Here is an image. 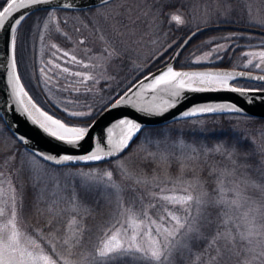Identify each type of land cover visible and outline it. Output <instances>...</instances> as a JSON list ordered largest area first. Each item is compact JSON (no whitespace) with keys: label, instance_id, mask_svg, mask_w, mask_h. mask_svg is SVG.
Returning <instances> with one entry per match:
<instances>
[{"label":"rangeland","instance_id":"374dc122","mask_svg":"<svg viewBox=\"0 0 264 264\" xmlns=\"http://www.w3.org/2000/svg\"><path fill=\"white\" fill-rule=\"evenodd\" d=\"M5 1L0 0V9ZM135 1L142 5L149 0ZM166 1L157 0L156 11L164 9ZM183 1L185 5L173 6L172 14L185 19V29L214 21L264 28V0H200L198 5ZM164 13L169 18V11ZM145 14L147 11L142 10L140 17ZM114 16L109 29L116 31L119 15ZM137 17L140 18L129 20ZM34 23L28 24L34 29ZM173 27L180 28L175 24ZM152 29L147 28L146 32ZM33 33L22 43L28 67L32 64ZM202 39L193 56L202 57L218 47V53L227 58L232 53L241 56L238 64L231 67L254 68L255 65L245 64L246 59L264 55V35L259 33L223 29L205 33ZM125 58L131 60L127 53ZM150 67L118 65L112 69L109 65L108 85L102 97L92 101L93 111L87 117ZM68 124L85 126L80 122ZM188 130L197 136L185 135ZM150 141L164 142L163 149H156V153L171 156L172 164L182 166L173 179L168 176L169 167L162 173L155 162L142 159L132 164L127 152L113 159L108 167L51 166L19 147L0 120V264H77L87 260L103 263L125 251H136L137 258L144 253L157 259L179 240L176 234L183 226L185 209L198 200L202 215L209 203L216 206L219 199L232 210L234 229L226 233L231 236L228 243L232 264H264V120L242 115L201 117L187 125L178 123L147 131L139 137L138 144L146 142L152 146ZM187 169L195 176L186 178L183 173ZM137 170L143 174L136 176ZM199 171L206 173L202 181ZM140 182L146 188L137 193L148 195L151 205L134 208L122 194L110 196L113 189L119 192L125 186H130L135 194ZM97 204L101 208H96ZM88 213H98V218L87 223ZM192 225L186 227L198 231ZM92 229L97 234L86 236ZM203 258H198L200 263L211 264Z\"/></svg>","mask_w":264,"mask_h":264},{"label":"water","instance_id":"95a60500","mask_svg":"<svg viewBox=\"0 0 264 264\" xmlns=\"http://www.w3.org/2000/svg\"><path fill=\"white\" fill-rule=\"evenodd\" d=\"M110 0H7L0 9V117L21 147L53 166L87 165L122 155L147 126L207 115L239 114L264 118V73L230 66L176 67L175 58L189 39L207 29H235L264 35V28L215 23L193 30L172 59L130 83L102 108L81 133L64 135L40 121L44 111L23 87L15 62L14 33L23 20L45 8L85 9ZM58 119V118H57ZM73 127V126H72ZM74 128V127H73Z\"/></svg>","mask_w":264,"mask_h":264},{"label":"flooded vegetation","instance_id":"af4514ba","mask_svg":"<svg viewBox=\"0 0 264 264\" xmlns=\"http://www.w3.org/2000/svg\"><path fill=\"white\" fill-rule=\"evenodd\" d=\"M181 1L167 0L164 9L160 7L157 11V0L142 2V5L135 0H110L80 10L54 8L34 13L33 20H25L15 33V65L24 88L44 111L55 116H89L93 111L92 101L100 99L108 85L109 65L112 69L118 65H163L172 59L181 42L193 30L216 23L183 28L185 19L172 14L173 6L185 5ZM188 4L198 5L200 0H191ZM142 10L147 14L140 17ZM166 11H169V18L164 16ZM116 13L119 15L118 29L114 31L109 25L114 23L112 16L116 17ZM134 16L140 18L129 20ZM31 22L32 25L35 22L34 29L28 24ZM174 24L180 28H174ZM150 27L153 29L147 33ZM130 30L134 32L132 35ZM205 31L189 39L174 65H213L223 61L225 55L218 53V47L202 57L193 56L201 47ZM32 33V64L28 67L22 43ZM126 53L131 60L127 61ZM241 59L232 53L227 63L238 64ZM245 64L255 65L248 69L264 73L263 54L247 58ZM243 83L264 87L257 82Z\"/></svg>","mask_w":264,"mask_h":264},{"label":"trees","instance_id":"16d2710c","mask_svg":"<svg viewBox=\"0 0 264 264\" xmlns=\"http://www.w3.org/2000/svg\"><path fill=\"white\" fill-rule=\"evenodd\" d=\"M41 11L42 10L35 11L34 13L36 12L38 13ZM34 13H32L31 15H33ZM28 18H26V20ZM217 30H223V29H215V30H210L207 32L205 31V33L214 32ZM227 62H228V58L225 57L223 58L222 62L214 64L213 66L232 65ZM157 66L159 65H151V67L148 68L147 70L153 69ZM175 66L181 67V66H202V65L189 64V65H175ZM143 73H141V75ZM94 115L90 117H69V118H63V120L67 121L68 123H72V122L79 123L80 122L82 124H88L92 120ZM228 115H211V116H205L204 118L225 117ZM253 118L257 120H264L263 118H257V117H253ZM197 119H201V117L173 121V122H170L164 125H159V126L145 127L141 131L137 139L130 146V148L126 151L131 156V159H130L131 163L136 164V163H139L140 160L145 159L150 164L152 162L157 163L155 165L157 170L161 169L162 171V169H165V167H169L168 176L171 179H173L176 176V170L177 169L179 170L182 166L177 167L175 164H172L171 156H164V155H160L156 153V149H163L164 142H161L162 139L160 138L161 141H158L156 143L153 141H150L151 144L153 143L152 146H150V144L146 142H142L141 143L142 145H140L138 144L139 143L138 139L143 133L147 131L154 130V129L160 130V129H163L164 127L176 125L178 123L182 125H187V124H190L193 120H197ZM209 123L211 124L212 122H209ZM185 135L197 136V135H194L191 130L186 131ZM17 144L19 145V147H21L18 142ZM143 145H144V148H141ZM126 152L119 158L126 155L127 154ZM143 155H146V156H143ZM111 162L112 161H108V162H103V163H98V164H93V165H85V166H101L102 168V167L110 166L109 164ZM163 164L165 165L162 166ZM137 168L139 169L140 167L137 166ZM135 173H136L135 174L136 176H141L139 174H143V171L137 170L135 171ZM197 173L200 174L199 179L201 181L204 177H206V173L203 171L202 172L199 171ZM118 174L119 173L115 172V176L117 179L120 178ZM183 174H186V178H192L193 176H195L194 173H192L188 169ZM142 183L143 182H140L138 184V188L136 187L137 191L135 192V194L132 192L130 186H125V187H121L119 192L116 190V188L113 189L110 196L115 198V196L118 193H119V197L122 194V196L124 197V200L127 203H130V205L134 208L141 209V207H143L144 205H148V204L151 205V199L148 197V195L137 193L139 191H143L146 188V186L142 185ZM99 192H100V188H99ZM99 192H96V193H99ZM197 202L198 200H195L194 203H192L189 206L188 210L185 209L183 211V214L185 216L184 223L179 233L176 234V237H179V240L176 242H173L172 243L173 246L169 248L167 252L163 251L164 255L158 256L157 259H154L148 255H145L144 253L140 254L141 258H137L136 251H127V252L125 251V254L118 255L116 256L117 258H111L103 263H100L95 260H87V261L80 262V263L78 262V263L79 264H203V262L200 263V259L198 258L204 257L203 259L208 258V261H211V264H232V258L229 252V249L231 246H230V243H228V241L231 239V236L229 237L230 233L226 234L234 229L232 228L233 221L230 216V213L232 210L228 208V205L227 203H225V201L223 202V200L219 199L218 204L216 206L211 205L212 202L209 203L204 213L201 215L198 211V205L196 204ZM93 206L94 205H91V207ZM96 208H101V206L97 204ZM96 214L98 213H88L87 216L85 217V222L88 223L89 221L91 222L95 221L98 218V215ZM188 224H193L192 227H197L198 231L196 229H191V227L189 230L186 227V225ZM86 233H87L86 236L94 237L97 234V231H95V229H92V231H88Z\"/></svg>","mask_w":264,"mask_h":264},{"label":"bare ground","instance_id":"6f19581e","mask_svg":"<svg viewBox=\"0 0 264 264\" xmlns=\"http://www.w3.org/2000/svg\"><path fill=\"white\" fill-rule=\"evenodd\" d=\"M34 114L36 117L42 121L43 124L51 128L53 131L64 134V135H72L78 134L83 131L80 127H72L59 119H55L52 116L44 114L42 111L34 109Z\"/></svg>","mask_w":264,"mask_h":264}]
</instances>
